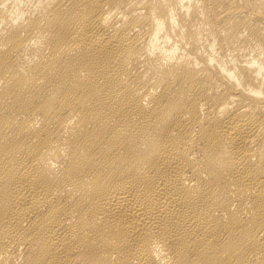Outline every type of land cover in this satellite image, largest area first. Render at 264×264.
Masks as SVG:
<instances>
[{"label":"bare ground","instance_id":"obj_1","mask_svg":"<svg viewBox=\"0 0 264 264\" xmlns=\"http://www.w3.org/2000/svg\"><path fill=\"white\" fill-rule=\"evenodd\" d=\"M0 264H264V0H0Z\"/></svg>","mask_w":264,"mask_h":264}]
</instances>
